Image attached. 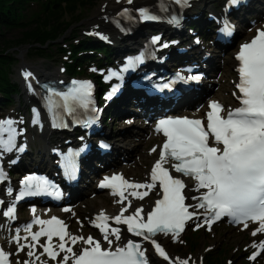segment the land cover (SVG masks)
I'll return each mask as SVG.
<instances>
[{"label": "snow or ice", "instance_id": "6c2138e0", "mask_svg": "<svg viewBox=\"0 0 264 264\" xmlns=\"http://www.w3.org/2000/svg\"><path fill=\"white\" fill-rule=\"evenodd\" d=\"M119 2V0H118ZM133 0H127L131 4ZM173 3L185 5L188 0H172ZM239 0H229L230 5L238 4ZM163 10L166 5L162 4ZM136 17L140 21H155L156 16L148 8L135 9ZM121 16H130L129 9H122ZM170 23H177L178 18L170 17ZM232 26L225 21L221 32L231 34ZM103 38V37H101ZM160 37H153L152 43L156 44ZM199 42V41H197ZM162 47H168L167 44ZM239 61L237 68L239 80L236 85L239 94V106L228 109L226 115L222 105L211 101L208 104L210 111L207 112V126H203L200 119L183 118H163L160 119L155 130L162 132L166 137L162 149L159 152V159L151 168V182L139 183L126 180L120 174L105 177L99 187L112 189L113 195H118L122 203L125 199L126 189H146L144 192L132 191L131 195L143 200L149 191L159 186L162 198L155 200L154 206L150 210L137 207L129 214L128 206L121 207L119 214L110 217L101 211L92 221L93 226L99 229L103 241L107 247H103L102 242L92 236L87 238L77 236L67 231L64 221L52 216L50 219H41L35 216V209H32L33 220L26 224L23 229H17L12 237V242L16 244V254L28 249L29 259L17 264H47L41 261L42 254L34 252L36 243L40 237L46 236L48 243L43 246V254L52 261H57V257L63 253L62 259L57 264H150L147 256V249L139 242L127 240L121 241V228L115 225H125L127 232L134 237H139L143 241L152 245V248L160 258L167 264H189L191 258H171L161 244L154 239L158 234L171 236L173 242H177L180 234L184 231L187 221L194 217L199 218V210L204 212V223L209 230L212 223L223 217H228L234 224H243L246 228L248 222L257 223L258 227L252 232L255 236L264 233V30L258 29L255 37L244 43L235 57ZM144 61L143 54L134 58H129L127 65L119 72L109 71L106 79L119 78V73L128 71L136 64ZM190 72V70H189ZM24 79L28 82L27 87L30 92L41 95V99L47 106L48 111L55 114L58 109L66 113H71L75 107L87 108L92 95V85L87 81H73L72 86L66 91H58L48 86L44 88V93L35 91L31 79L33 74L24 71ZM31 78V79H30ZM199 75L188 76L177 73L176 80L187 82L189 80L198 81ZM175 81L154 82L153 86L160 90L171 89ZM117 88L105 96L106 100H111ZM94 111L96 109H93ZM39 122V112L33 110V123ZM19 122L11 118L0 119V160L5 153L13 151H23V146L17 145V137L23 134V130H18L16 125ZM222 146V147H221ZM101 147H107L101 145ZM151 151H156L153 148ZM171 163V169L182 177H188L195 181L191 190L200 192V195L193 196L197 203L186 205L184 189L187 184L181 177L170 174V170L164 165ZM7 176L0 166V183H4ZM49 181L43 177L28 175L20 181V188L13 193L9 186L6 194L12 197V203L6 209L5 203L0 200V215L8 220L15 219V205L26 196L51 194ZM203 189L205 191L201 192ZM59 196V192H56ZM193 211H189V208ZM69 211V209H62ZM34 225L41 226L40 231L33 232ZM47 226V227H45ZM203 225L198 224L197 228ZM25 233L24 236L20 232ZM53 236L58 237L59 242L52 243ZM32 242L21 243V240ZM67 237V239H66ZM81 244L78 250L73 247H66V244ZM115 245V246H114ZM253 249L259 247L264 251V242L259 245L252 244ZM259 253L254 252L249 257L255 260ZM10 253H6L0 248V264H9Z\"/></svg>", "mask_w": 264, "mask_h": 264}, {"label": "trees", "instance_id": "16d2710c", "mask_svg": "<svg viewBox=\"0 0 264 264\" xmlns=\"http://www.w3.org/2000/svg\"><path fill=\"white\" fill-rule=\"evenodd\" d=\"M97 0H56L51 9L47 8L45 14L38 19L35 23H26L24 26L23 18L25 16L24 0H0V37H5L6 40L0 41V48H8L13 44H22L24 41L32 44L44 43L48 38L54 37L53 31L57 29H51L50 26L56 22L59 23L60 19L65 15L70 16L76 5H87L96 2ZM18 31V35H14L11 38H7L5 33L7 31ZM49 36V37H48ZM101 47L97 42L87 41L81 44L80 49H96ZM111 112V110H110ZM129 131V128H126ZM125 130V131H126ZM203 240V241H202ZM205 240H207L205 238ZM201 235L192 236L187 240V246L189 248L197 249L207 242ZM236 242L233 240L232 243ZM220 253L214 255L213 253L206 256V264H224V260L221 259Z\"/></svg>", "mask_w": 264, "mask_h": 264}, {"label": "rangeland", "instance_id": "374dc122", "mask_svg": "<svg viewBox=\"0 0 264 264\" xmlns=\"http://www.w3.org/2000/svg\"><path fill=\"white\" fill-rule=\"evenodd\" d=\"M100 3V0H98L97 2H96V4H99ZM93 4H95V3H93ZM87 10H89L88 12H86V17H88V16H90L91 15V12H90V8H88V9H86L85 11H87ZM17 34V32L16 31H7L6 33H5V35H7V38H11V36H14V35H16ZM62 39H66V37L64 36ZM4 40H6L5 39V37H0V41H4ZM61 40V39H60ZM18 50H20V52H22V53H24L25 54V57L26 58H28L34 65H36L37 63H43V65H44V67L45 68H49V70H50V68L53 66V64H55L54 62H53V59L52 60H46V59H37L35 56H33V55H31L29 52L30 51H28L26 48H20V49H18ZM37 66V65H36ZM117 126H118V124H115V127L113 128L112 127V133H115V135L116 134H121V135H125V133L126 132H124V133H116V130H117ZM109 138H111V136H108ZM120 141V140H119ZM94 203L98 206L99 204L96 202V201H94ZM221 235H223V239L225 240H229V239H239L240 238V236H234V232H232V231H221ZM232 233H233V235H232ZM220 240H222V239H220Z\"/></svg>", "mask_w": 264, "mask_h": 264}, {"label": "bare ground", "instance_id": "6f19581e", "mask_svg": "<svg viewBox=\"0 0 264 264\" xmlns=\"http://www.w3.org/2000/svg\"><path fill=\"white\" fill-rule=\"evenodd\" d=\"M100 16H101V13H100V11H99V9H98L97 12H96L94 15H92V18H90V20L88 21V23H90L89 25H93V24L99 23V21H98L97 19H98V17H100ZM145 28H146V27L142 28V30L145 29ZM139 34H140V33H138V35H139ZM135 37H136V36H134V39H136ZM21 59H22V62H24V59H25L24 55H22ZM36 71H37V73H38L39 75H43V74H46V73H47V72H45V67H44V65H42V63H38V65H37V67H36ZM100 196H101V195H98L97 197L100 198ZM99 201H100V200H99Z\"/></svg>", "mask_w": 264, "mask_h": 264}]
</instances>
